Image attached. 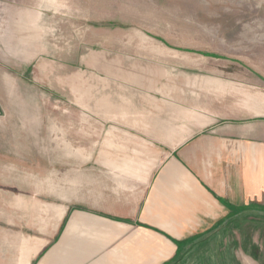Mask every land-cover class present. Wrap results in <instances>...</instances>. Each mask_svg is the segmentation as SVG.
I'll return each mask as SVG.
<instances>
[{"label": "crops", "instance_id": "0c3cea01", "mask_svg": "<svg viewBox=\"0 0 264 264\" xmlns=\"http://www.w3.org/2000/svg\"><path fill=\"white\" fill-rule=\"evenodd\" d=\"M35 2H0V264H165L178 242L256 217L264 28L244 27L254 58L201 56L169 110L105 108L67 145L49 120L59 95L27 73L48 21Z\"/></svg>", "mask_w": 264, "mask_h": 264}, {"label": "rangeland", "instance_id": "374dc122", "mask_svg": "<svg viewBox=\"0 0 264 264\" xmlns=\"http://www.w3.org/2000/svg\"><path fill=\"white\" fill-rule=\"evenodd\" d=\"M7 1L14 0H0ZM34 5L48 21L34 31L33 47L39 43L42 52L27 73L42 77L50 98L59 95V102H48L49 120L63 124L66 144L78 136L87 140L89 124L105 123V108L169 110L170 97L184 90L185 71L196 70L190 66L201 56L225 48L217 52L224 58L237 53L254 58L252 46L240 42L244 27L255 22L264 28V0H36ZM190 248L186 264H264V214L246 216L239 227L214 229Z\"/></svg>", "mask_w": 264, "mask_h": 264}, {"label": "trees", "instance_id": "16d2710c", "mask_svg": "<svg viewBox=\"0 0 264 264\" xmlns=\"http://www.w3.org/2000/svg\"><path fill=\"white\" fill-rule=\"evenodd\" d=\"M257 210V217L259 216V213H262L264 214V206L262 205H256V209ZM254 212L251 210L250 213L247 212L245 213V215H248V214H253ZM244 215V214H242ZM206 234L204 235H200V236H196V237H193L191 239H188L184 242H178V253H177V256L175 259L165 263V264H186L188 262V260L190 258H188V253H190V247L193 246V244L199 242V240H201L202 237H204Z\"/></svg>", "mask_w": 264, "mask_h": 264}, {"label": "bare ground", "instance_id": "6f19581e", "mask_svg": "<svg viewBox=\"0 0 264 264\" xmlns=\"http://www.w3.org/2000/svg\"><path fill=\"white\" fill-rule=\"evenodd\" d=\"M264 25V24H263Z\"/></svg>", "mask_w": 264, "mask_h": 264}]
</instances>
